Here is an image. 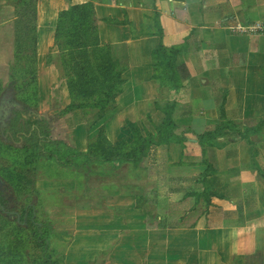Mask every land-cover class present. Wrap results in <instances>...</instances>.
Here are the masks:
<instances>
[{
	"label": "crops",
	"instance_id": "1",
	"mask_svg": "<svg viewBox=\"0 0 264 264\" xmlns=\"http://www.w3.org/2000/svg\"><path fill=\"white\" fill-rule=\"evenodd\" d=\"M9 1L0 0L1 71L15 61V8ZM87 2L95 7L100 42L126 65L123 92L103 120L68 114L51 132L72 135L71 144L82 152L101 127L111 143L130 144L128 123L155 133L164 106L176 99V133L184 138L151 148L146 159L168 149L158 168L145 165L146 159L139 166L108 164L115 171L128 166L126 178L148 188H110L112 199H120L110 207L130 214L104 227L119 239L106 264H264V126L249 131L264 121V35L233 31L237 24L264 23V0H53L55 16L41 4L38 67L46 66L39 72V110L48 105L41 116L49 115V88L70 102L64 76L46 63V53H58V14L70 3ZM161 45L179 50L175 65L184 88L178 93L154 78L153 52ZM223 125L213 144L200 142Z\"/></svg>",
	"mask_w": 264,
	"mask_h": 264
},
{
	"label": "trees",
	"instance_id": "2",
	"mask_svg": "<svg viewBox=\"0 0 264 264\" xmlns=\"http://www.w3.org/2000/svg\"><path fill=\"white\" fill-rule=\"evenodd\" d=\"M38 2L39 0L9 1L15 8L16 35L11 82L20 81L25 88L32 87L38 82ZM54 39L58 55L56 54V58L49 52L47 64L56 65L66 79L71 100L67 110H79L85 116L92 115L96 123L103 120L116 108V100L123 92L125 82L123 72L126 65L113 56L109 44L100 42L94 4L70 3L67 9L60 11ZM178 55V49H166L163 45L153 52L154 78L161 87L174 93L184 88L175 65ZM176 103L175 99L173 103L164 106L165 118L156 127L155 133L147 131L143 134L138 125L128 123L133 134V142L130 144L125 141L111 143L103 127L99 129L96 137L89 140V147L85 152L69 148L64 141H51L47 136L50 128L42 124H38V129L42 131L44 137L37 129L31 136L23 138L29 144H35V157L54 160L64 166L74 165L79 168L90 162L95 164L116 162L139 166L147 158L152 147L169 148L173 144L183 143L184 138L176 133L177 126L173 117ZM18 118L24 123L25 129L15 131L13 126L11 129L13 138L14 135H20L28 126H33L21 115H18ZM44 122L48 123L47 120ZM262 126L264 121L249 131H256ZM224 130L223 125L214 132L200 136L199 140L201 143L207 141L213 144ZM59 146L61 147L58 148ZM26 224H29L30 228L24 227ZM16 228H19L15 238V248L18 250L12 249V252L5 253V258L0 264H57L49 251L50 225H35V221L26 220L25 224L22 221L16 224ZM25 249L28 251H24Z\"/></svg>",
	"mask_w": 264,
	"mask_h": 264
},
{
	"label": "rangeland",
	"instance_id": "3",
	"mask_svg": "<svg viewBox=\"0 0 264 264\" xmlns=\"http://www.w3.org/2000/svg\"><path fill=\"white\" fill-rule=\"evenodd\" d=\"M41 4L44 5L43 8L46 7L45 9L49 10V13L53 12L52 16L59 11L53 0H39L38 22ZM42 15L50 17L47 11L42 12ZM57 55L54 56L57 58ZM44 66L46 65L38 67V82L27 88L20 81L11 82L12 66L5 71L0 70V78H2L0 95L2 93L13 95L14 101L24 107L23 115L28 123L33 124L35 129L33 126H28L25 131H21V137L31 136L34 130H37L38 124H42L50 128L47 133L48 139L64 141L69 148L75 149L71 144L72 135L61 133V131L55 134L51 130L54 129L55 122L68 114L74 115L77 120L84 118L85 114L79 110H67L71 100L69 104H66L67 102L62 100L59 92L56 93L55 89L49 88L52 92H50V105L47 110L49 115H40L48 107L46 105V108L39 110L38 103L39 72L45 68ZM64 81L66 82V79ZM55 97L60 101L57 102ZM63 103H65L64 107ZM46 120L48 123L44 124ZM13 126L15 131L21 130L20 128L25 129L24 123L18 117L10 122L9 129L6 128L5 131L7 130L8 134L11 133ZM40 132L42 133L41 130ZM14 136V140H9L11 142L8 143L4 142L5 138L0 139V178L7 186L9 198L3 206L10 213H19V218L14 217L15 214L9 217L8 213L4 214L0 211V261L5 258V253L12 252V249L18 250L15 248V238L19 233L16 224H20V221L25 224L26 220H33L35 225L51 226L48 240L49 251L57 264H106L110 250L119 239L107 234L104 227L112 224L121 214H130L120 212L114 204L110 207L109 202L120 200L115 197L112 199L113 194L110 188H125L128 185L143 186L147 189V185L142 184L139 179L128 180L126 178V173L130 169L128 166H119L115 171L108 164L90 162L78 168L74 165L64 166L54 160L35 157V144H29L20 138L18 140L19 135ZM167 150L164 147L159 156L156 150L151 159L145 160V165L155 164L153 168H158L159 159L162 158L161 155L167 153ZM156 171L162 173L159 169ZM144 172L146 174L147 171ZM129 200L123 199L122 202L130 205ZM112 210L114 211L111 213ZM126 220L131 219H124ZM24 227L30 228V225L26 224Z\"/></svg>",
	"mask_w": 264,
	"mask_h": 264
},
{
	"label": "flooded vegetation",
	"instance_id": "4",
	"mask_svg": "<svg viewBox=\"0 0 264 264\" xmlns=\"http://www.w3.org/2000/svg\"><path fill=\"white\" fill-rule=\"evenodd\" d=\"M23 109L24 107H22L21 104L14 101L13 95H11L10 93L7 95L5 93H2V95H0V139L5 138L4 142L8 143V142H11L9 140H14L13 135L9 131H8L9 132L8 134L7 130L5 131V129L6 128L9 129L10 122L14 118H17L18 115L19 116L21 115V117H24L26 119V117L23 115ZM33 129H35L34 126H33ZM39 131L40 130L38 129V132ZM18 138L22 140L24 139L20 135ZM6 190H7V186L0 178V211L4 214L8 213L9 217L15 214L14 217L17 218L18 216L19 218V213H10L6 211L5 207L3 206L5 201L9 200V198L7 197L8 191Z\"/></svg>",
	"mask_w": 264,
	"mask_h": 264
},
{
	"label": "built area",
	"instance_id": "5",
	"mask_svg": "<svg viewBox=\"0 0 264 264\" xmlns=\"http://www.w3.org/2000/svg\"><path fill=\"white\" fill-rule=\"evenodd\" d=\"M233 31L236 33H248L251 35H264V23H256L250 26L237 24L233 27Z\"/></svg>",
	"mask_w": 264,
	"mask_h": 264
}]
</instances>
